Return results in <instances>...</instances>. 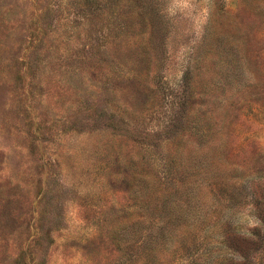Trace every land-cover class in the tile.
<instances>
[{"label":"rangeland","instance_id":"rangeland-1","mask_svg":"<svg viewBox=\"0 0 264 264\" xmlns=\"http://www.w3.org/2000/svg\"><path fill=\"white\" fill-rule=\"evenodd\" d=\"M234 260L264 264V0H0V264Z\"/></svg>","mask_w":264,"mask_h":264},{"label":"trees","instance_id":"trees-1","mask_svg":"<svg viewBox=\"0 0 264 264\" xmlns=\"http://www.w3.org/2000/svg\"><path fill=\"white\" fill-rule=\"evenodd\" d=\"M252 232H255V233H257L258 232V230H257V228H255ZM233 247V249L234 250H236L237 252H239L240 253V255L241 254H244V255H241L242 257H244V258H246L247 256L245 255V251H243V249L240 247H235V246H230V248H232ZM236 263V261L234 260V264ZM239 264H245V262H239Z\"/></svg>","mask_w":264,"mask_h":264}]
</instances>
